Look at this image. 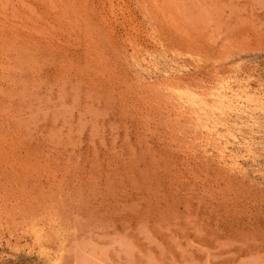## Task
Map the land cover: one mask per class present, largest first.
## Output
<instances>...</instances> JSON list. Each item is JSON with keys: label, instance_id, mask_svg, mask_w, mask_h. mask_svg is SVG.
I'll list each match as a JSON object with an SVG mask.
<instances>
[{"label": "rangeland", "instance_id": "rangeland-1", "mask_svg": "<svg viewBox=\"0 0 264 264\" xmlns=\"http://www.w3.org/2000/svg\"><path fill=\"white\" fill-rule=\"evenodd\" d=\"M0 264H264V0H0Z\"/></svg>", "mask_w": 264, "mask_h": 264}, {"label": "bare ground", "instance_id": "bare-ground-1", "mask_svg": "<svg viewBox=\"0 0 264 264\" xmlns=\"http://www.w3.org/2000/svg\"><path fill=\"white\" fill-rule=\"evenodd\" d=\"M151 73V72H150ZM229 92V91H228ZM237 93V92H236ZM227 94V93H226Z\"/></svg>", "mask_w": 264, "mask_h": 264}]
</instances>
